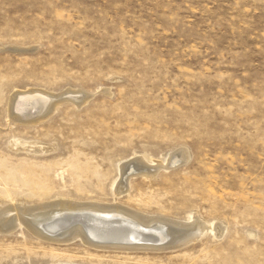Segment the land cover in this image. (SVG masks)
I'll return each mask as SVG.
<instances>
[{
  "label": "rangeland",
  "instance_id": "1",
  "mask_svg": "<svg viewBox=\"0 0 264 264\" xmlns=\"http://www.w3.org/2000/svg\"><path fill=\"white\" fill-rule=\"evenodd\" d=\"M29 90L60 102L12 125ZM180 148L186 161L116 194L122 163ZM62 200L223 236L119 250L19 226L0 232V264H264V0H0V205Z\"/></svg>",
  "mask_w": 264,
  "mask_h": 264
},
{
  "label": "bare ground",
  "instance_id": "2",
  "mask_svg": "<svg viewBox=\"0 0 264 264\" xmlns=\"http://www.w3.org/2000/svg\"><path fill=\"white\" fill-rule=\"evenodd\" d=\"M54 96L35 90L14 93L12 100L9 101V122L16 125L23 119H31L48 103L49 110H53L60 102L54 101L56 97ZM83 96L72 101L79 104ZM91 96L88 94L84 99ZM16 141L27 150L32 149L34 153L39 152L34 148L35 144ZM177 151V153L169 155L164 162L155 160L148 163L144 157H137L122 163L118 167L116 194H121L127 188L130 178L137 176L150 178L160 169H169L188 159L187 149L180 148ZM19 226H26L25 228L41 238L65 242L80 239L97 248L140 249V251L143 249H151L150 251L152 249L178 250L197 242L209 231L218 237L224 231V227L220 223L211 225L197 216H194L190 221H172L137 213L117 203L78 204L70 200H62L46 204V206L33 205L30 208L14 204L3 208L0 205V232H12Z\"/></svg>",
  "mask_w": 264,
  "mask_h": 264
}]
</instances>
